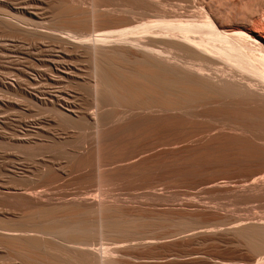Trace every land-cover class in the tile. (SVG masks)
Returning <instances> with one entry per match:
<instances>
[{"label": "bare ground", "instance_id": "1", "mask_svg": "<svg viewBox=\"0 0 264 264\" xmlns=\"http://www.w3.org/2000/svg\"><path fill=\"white\" fill-rule=\"evenodd\" d=\"M0 4V29L6 33L0 51L17 85L28 82L30 69L37 71V101L50 104L67 123L75 115L71 103L83 98L78 90L67 93L64 88L88 91L93 107L87 114L96 121L95 143L91 156H80L74 166L95 164L97 159L99 163L102 155L120 145L119 139L129 137L135 143L145 134H170L173 139L171 134H183L190 143L172 151L168 163L162 157L166 166L179 178L180 173L209 169L244 177L237 186L240 196L247 203L260 202L262 215L238 216L225 227L222 224L221 229L251 253L228 264H264V0H0ZM37 40L51 48L39 58ZM46 85L53 89L43 91ZM105 106L111 108L102 110ZM132 142L125 140L123 149L132 148L128 145ZM158 162L135 165L131 175L148 177ZM99 170L95 169V182L117 176ZM57 176L46 173L40 179L51 184ZM21 189L6 192L2 199L18 208L17 216L0 228L7 264H122L128 246L209 228L199 225L154 236L156 228L170 225L167 222L179 226L182 220L137 212L141 209L127 214L117 200L103 198L101 189L63 203H51L48 190Z\"/></svg>", "mask_w": 264, "mask_h": 264}, {"label": "rangeland", "instance_id": "2", "mask_svg": "<svg viewBox=\"0 0 264 264\" xmlns=\"http://www.w3.org/2000/svg\"><path fill=\"white\" fill-rule=\"evenodd\" d=\"M1 13L2 6L0 4ZM42 15H40L41 18ZM5 34V31L0 29V44L4 40V37H6ZM45 45L43 42L41 43V41L37 40V58L49 53L51 48L49 49ZM30 47L32 48L33 45H30ZM7 65V60L0 51V200L2 201L0 202V228L3 225L5 226L6 219L15 218L18 213L17 207L4 204L5 202L2 200L3 195L10 190L14 193H17L19 188H22L21 190H24V188H32L37 191L48 190L53 195L51 203H56V201L63 203L75 201L76 198L86 197L94 192L97 193V190L101 189L103 198L112 203L117 200L116 203L121 207L123 212L126 208L128 209H126L127 214L128 212L134 213V211L136 212L141 209L137 212L141 211L140 213L149 216L155 213L152 217L162 215L166 219L168 218L167 220H170L171 217L172 220H182L179 226L167 222L170 225L166 224V226L160 229L153 228L155 229L154 236H162L164 234H171L172 232L177 233L179 229L181 231L184 229L189 230L191 227L195 228V226L199 227V225L202 229L205 228V225L209 226V228H205L207 231L203 229L204 231L200 230L201 232L199 233V230H197L198 233H193L189 236L181 234L179 237L177 236L178 238L175 236L176 239L172 240L170 238H165L166 241H164V238L158 239L157 243H151L152 245H140L141 247L136 246V248L128 246V249H124L125 251L129 250V252L123 250L125 252L123 256L127 254L125 256L126 259H123L125 257L121 256V259H123L122 264H228L230 261H237L251 255L244 246L238 245L235 242L230 232L221 229L225 227L226 223L233 221L238 216L239 218H245L248 215L252 217L261 214L260 202L251 201L247 203L248 201L245 202L246 200L244 201L240 196L239 187L237 186L240 185L241 180L245 179L244 177H239L236 172L211 171L213 169L204 171L201 174L180 173V178L179 174L178 177H175L176 175L172 174L166 163H168L169 157L171 159L172 156L170 154H172V151L181 149L183 147L182 144L185 146L190 143L189 141L186 143L183 134H171L174 135V139L173 136H169L170 134H151L153 137L145 134L144 139L141 137L144 141L140 138L135 143L128 137L132 142V145L128 144L130 147L134 148L138 145L134 150L126 148L127 146L123 149L125 140L126 144L127 142L131 143L129 140L127 141L128 138L125 140L124 138L119 139L120 145L112 149L109 154L102 155L99 158V163L97 159L95 164L93 163L94 165L85 164L86 167H76L74 165L75 163L77 164L78 159L82 157L86 158L90 155L89 152H92L91 148L95 143L93 135H95V130H97L95 127L96 121L90 117V114H87L88 110L91 111L93 107L90 103L91 98L89 97L90 100L87 98L89 96L88 91L81 88L79 90V87H76V89L73 86L64 88V91L68 90L67 93H72L74 90L77 92L78 90L84 99L71 103L75 115L67 123L64 121L65 119H62L63 117L58 116L53 111L50 104H42L37 101V71L30 69L29 74H26L30 80L28 79V82L24 81L20 85H17L16 78L7 73ZM46 86L49 87L47 89L43 87V91L53 89L52 87L50 88L51 85ZM42 89L39 90V93ZM60 108L63 111L65 110L62 107ZM110 108L111 106H105L101 109L107 111ZM64 112L68 111L65 110ZM112 113H114V110ZM114 119L119 122L118 119ZM115 120L113 122L117 123ZM113 122L110 124H113ZM195 137L197 138V136ZM195 137L191 139H195ZM148 142L152 143H149L152 147ZM177 143H180V146ZM139 144H142V147ZM144 145L149 146L145 147ZM169 146L171 149H169ZM145 148L146 151H144ZM80 156L81 158H79ZM156 156L157 158H161L157 159L155 158ZM153 161H159L160 165L163 162V167L166 162V167L159 166V168L161 167L159 169L156 166L159 164L155 163L152 173L147 174L148 177L131 175L133 174V168L131 169V167H135L138 164L142 167H147ZM48 168L50 170H47ZM95 169H100L99 171L103 174L105 173V175L113 174L115 176L116 173L117 176L113 178L104 177L95 182L93 178ZM46 173L57 174L58 176L51 184H45L40 179V175ZM125 173L128 174L126 175ZM210 184L213 186H210ZM235 190L236 192H234ZM120 200L121 202H119ZM242 200L243 203H241ZM248 209L250 212H247L249 211ZM210 227L211 231L209 230ZM214 227L217 230H213ZM170 237L175 238L173 236ZM38 251L40 252V250ZM4 252L3 247L0 246V264H7L9 262L3 258ZM38 255L40 256L39 258L37 256L39 260H44L41 258V254Z\"/></svg>", "mask_w": 264, "mask_h": 264}]
</instances>
